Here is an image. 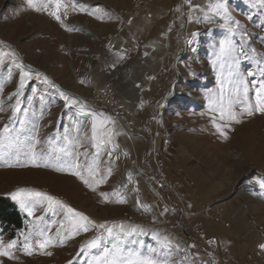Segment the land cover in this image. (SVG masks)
Instances as JSON below:
<instances>
[{
  "label": "rangeland",
  "instance_id": "1",
  "mask_svg": "<svg viewBox=\"0 0 264 264\" xmlns=\"http://www.w3.org/2000/svg\"><path fill=\"white\" fill-rule=\"evenodd\" d=\"M44 2L33 0L36 7ZM212 2L75 0L74 10L72 0H65L62 25L28 0H0V129L10 124L20 79L12 57L2 54L15 52L31 77L14 118L20 154L0 155V199L21 219L18 228L0 219V240L17 242L15 258L0 257L3 264H96L117 239L126 250L167 258L168 264H264V114L255 111V92L264 83V0H228L229 15L239 22L234 34L227 31L230 22L210 11ZM137 16L143 23L131 30ZM110 21L114 29L106 38ZM229 36L232 50L217 59ZM237 60L248 93L245 101L241 86L235 99L251 104L254 114L237 103L241 122L224 128L225 139L213 125L217 114L210 111L209 94L219 92ZM43 76L86 108L68 105ZM94 117L98 125L114 121L107 126L118 133L116 147L108 145L99 155L91 139ZM217 123L226 122L217 116ZM33 135L41 166L6 167L27 163ZM93 160L97 178L106 177L95 191L70 172L55 170L73 161L84 170ZM155 178L164 182L161 190ZM18 190L29 200L42 199L35 192L53 196L105 228L90 227L63 246L57 241L46 255L37 248L39 232L55 237L67 229L65 211L44 201L30 217L11 198ZM101 193L113 202H104ZM117 198L125 202L115 203ZM121 227L137 233L126 236ZM26 236L32 255L24 252ZM200 237L215 239L216 246ZM97 239L100 247L88 246ZM165 239L167 249L161 246Z\"/></svg>",
  "mask_w": 264,
  "mask_h": 264
},
{
  "label": "snow or ice",
  "instance_id": "2",
  "mask_svg": "<svg viewBox=\"0 0 264 264\" xmlns=\"http://www.w3.org/2000/svg\"><path fill=\"white\" fill-rule=\"evenodd\" d=\"M29 4L36 10V11H45L47 14L51 17H53L57 22L61 23L63 25V20L61 16V10L63 9L66 13L67 11V4L65 3V0H45L42 7H36L35 4H33V0H28ZM186 2L190 3V0H186ZM228 0H213V2L210 4V11L218 17H221L224 21L230 22L227 26V31L230 34H234L239 27V22L234 21L231 16L228 13ZM51 6V10H50ZM193 8L199 7V6H192ZM72 8L75 10L77 8V5L75 3V0H72ZM81 10L82 6H81ZM179 11V8L177 9ZM66 18V15L65 17ZM191 20L192 17H189ZM236 25V27H232L231 25ZM68 31H71L72 29H67ZM244 36L247 34L244 33ZM2 43V42H0ZM232 40L229 37L225 38V40L220 44L219 47V54L217 56V59L220 57L227 55L232 50ZM253 53H255V49L252 50ZM2 55L5 56H11L12 62L15 64L16 68L20 70V79H19V85L17 88V91L13 93V95L16 97L15 105L12 108V117H10V124L4 125L2 129H0V155L2 156H8L9 153H13L17 156L20 154V137L17 133L16 129V121L15 117L18 113L22 111L21 109V100L20 97L23 95V90L26 86V82L31 78L30 73L25 71V65L22 62H17L18 57L16 56L15 52L10 53H3ZM119 58L123 60L124 54L123 53H117ZM3 63V59L0 58V64ZM215 63V61H214ZM238 64L239 61L237 60L235 62V65L232 67V70L228 73V79L222 80L220 84L219 92H211L209 94V104H210V111L213 113H216L220 121H225V124L217 123V116L212 117V122L214 127L216 128L217 132L223 136L225 139H227V134L224 131V128L228 127V124L235 122L240 123L241 121L237 118L238 115H242V113H237L234 110V106L239 102L235 97L240 92L241 86H243V94L245 101L247 100V85L245 84L243 78L240 76L238 72ZM249 75H253V73L249 72ZM42 74L37 73V79L40 78ZM43 83L49 85L51 88H54L57 93L67 102L68 105H79L80 109L83 111L86 108V105L79 101L77 98L70 97V95L64 91H62L59 86L54 84L47 76H43ZM83 83V81H81ZM232 85L231 93H229L228 85ZM256 96V104H255V111L257 113L264 114V83L260 84V86L256 89L255 92ZM11 99V97H10ZM241 107H243L244 112L248 116H252L254 114L253 107L251 104H243L241 103ZM0 111H3L2 108H0ZM20 124H23L24 121L20 120L18 121ZM114 121L108 120L107 123L104 121H101L98 125L97 120L95 117L92 121L91 126V139L93 141V147L97 150V155H99V152L105 148H107L108 145H113V148L116 147L114 145V137L118 135V133L113 129L108 127V124H113ZM35 127V126H34ZM31 140L34 142L29 146L28 152L24 153V155L27 157V163L23 164H14V163H7L5 164L6 167H15V166H21L26 167L30 163L32 166L40 167L41 164L38 162L40 161V156L35 151V144L39 143V141L36 139V136L33 135L31 137ZM109 156L112 155V151H108L107 153ZM86 156L87 153H84ZM44 167H52L53 165L45 162L43 164ZM56 171L61 172H70L72 175L79 178L88 188H90L92 191L96 190V187L100 184L105 182L106 177H100L98 172V165L95 160L88 163L87 168L84 170H81V165L78 162H70L67 163L66 166L64 165H57L55 168ZM86 173V175H85ZM111 172L109 171L107 175H110ZM261 187H264V185H261ZM23 190H18L17 192L13 193L11 195V198L14 201H17L19 208L22 212H26L28 216L34 215V210L37 205L43 203L44 201L48 202L49 208L53 207L54 205H58L61 209L65 211V215L68 219L69 227L67 229H64L63 231H57L55 237L47 235L46 230H41L39 232V235L43 237V239L37 240V248L42 251L46 255H51V252L45 251L47 248L51 246H55V243L58 241V243L63 246L65 242L69 239L74 238L75 236L79 235L81 232H87L89 231L90 227H99V228H105L104 224L96 225L90 218L77 211L76 209H73L72 207L63 204L60 200L54 198L53 196L47 195L45 193L41 192H35L32 195L36 198H42V199H32L29 200L27 198L21 197L20 193ZM113 195H117V193H113ZM101 196L104 197V202H113L108 200V194L107 193H101ZM115 203H124L125 200L123 198H117ZM40 219V218H37ZM63 228V224L61 225ZM142 231V230H141ZM107 235L109 237L113 236V232L111 228L106 229ZM121 232H123L126 236H131L134 233H137L136 228H132L130 231L125 232L123 227H121ZM67 233V234H65ZM26 243L24 244V252L27 255L33 254V247L32 244L29 241V237H25ZM16 240H12L8 242L7 244H4L2 240H0V257H7L8 259H14L15 257L12 254V250L16 247ZM92 248H98L100 247L99 239L93 240L90 242V245H88ZM162 248H169L170 242L165 240L161 241ZM261 247H264L262 245ZM84 249L81 248V251ZM155 251V250H153ZM0 264H3L2 261H0ZM71 264V262H69ZM96 264H168L167 258H159L155 257L152 254L148 255H142L137 251H131L126 250L123 247V240L117 239L115 247L113 249L104 248L102 250V255L97 259Z\"/></svg>",
  "mask_w": 264,
  "mask_h": 264
},
{
  "label": "trees",
  "instance_id": "3",
  "mask_svg": "<svg viewBox=\"0 0 264 264\" xmlns=\"http://www.w3.org/2000/svg\"><path fill=\"white\" fill-rule=\"evenodd\" d=\"M0 219L13 228H18L21 225L20 216L14 206L3 199H0Z\"/></svg>",
  "mask_w": 264,
  "mask_h": 264
},
{
  "label": "bare ground",
  "instance_id": "4",
  "mask_svg": "<svg viewBox=\"0 0 264 264\" xmlns=\"http://www.w3.org/2000/svg\"><path fill=\"white\" fill-rule=\"evenodd\" d=\"M158 1V0H157ZM162 1V0H161ZM147 2V1H146ZM157 3V2H156ZM132 10V9H131ZM34 15V14H33ZM156 15V14H155ZM154 15V16H155ZM153 16V15H152ZM68 19V18H67ZM142 19V17H140V16H137L136 18H135V21L131 24V30H133V29H135V27H136V25L135 24H139ZM155 19V18H154ZM141 23H143V22H141ZM88 25V24H87ZM146 26H150L149 24L147 25L146 24ZM143 27V26H142ZM129 28V29H130ZM113 29H114V22H112V21H110L108 24H107V26L105 25V28H104V33H105V37L106 38H108L107 36H109V35H111L112 33H113ZM138 29V28H137ZM142 29V28H141ZM145 30V29H144ZM124 31V30H123ZM148 31V30H147ZM144 33V32H143ZM88 46H89V43H88ZM94 48V47H93ZM77 63L79 64V65H81L82 67H86L87 66V63H88V61H85V60H80V61H77ZM99 103V102H98ZM100 107V106H99ZM131 113V112H130ZM200 239L203 241V243L204 244H207V245H209V246H212V247H215V245H211L210 243H207V240L208 239H206V237H200Z\"/></svg>",
  "mask_w": 264,
  "mask_h": 264
},
{
  "label": "built area",
  "instance_id": "5",
  "mask_svg": "<svg viewBox=\"0 0 264 264\" xmlns=\"http://www.w3.org/2000/svg\"><path fill=\"white\" fill-rule=\"evenodd\" d=\"M154 185L156 187V190H161L165 186L164 182H162L161 179H157V178H155V180H154ZM207 243H210L211 245L216 246V240L215 239H208Z\"/></svg>",
  "mask_w": 264,
  "mask_h": 264
},
{
  "label": "water",
  "instance_id": "6",
  "mask_svg": "<svg viewBox=\"0 0 264 264\" xmlns=\"http://www.w3.org/2000/svg\"><path fill=\"white\" fill-rule=\"evenodd\" d=\"M174 65H175V63H174Z\"/></svg>",
  "mask_w": 264,
  "mask_h": 264
}]
</instances>
